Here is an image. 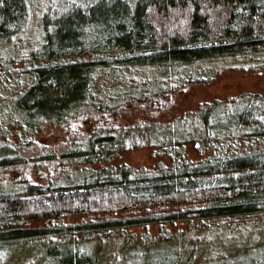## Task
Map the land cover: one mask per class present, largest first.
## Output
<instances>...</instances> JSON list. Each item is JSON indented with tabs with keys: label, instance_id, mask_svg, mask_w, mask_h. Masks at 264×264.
<instances>
[{
	"label": "trees",
	"instance_id": "trees-1",
	"mask_svg": "<svg viewBox=\"0 0 264 264\" xmlns=\"http://www.w3.org/2000/svg\"><path fill=\"white\" fill-rule=\"evenodd\" d=\"M51 6L40 17L41 37L30 42V1L0 0V166L27 163L24 148L34 144L13 140L2 130L7 122L66 139L32 158L52 173L49 184L23 179L19 190L0 192V248L38 245L11 264H42L44 257L49 264H101L82 249L89 239L157 221H188L183 238L196 237L197 250L204 238H229L264 218L263 91L205 100L165 121L118 119L140 104L170 105L233 59L252 70L264 66V0H67L57 12ZM15 81L18 90L7 93ZM84 114L95 122L89 135L76 125ZM141 148L157 159L153 168L91 167ZM76 167L85 171L80 179L61 177ZM76 215L89 218L65 223ZM36 220L46 224L32 225ZM175 254L155 261L192 264Z\"/></svg>",
	"mask_w": 264,
	"mask_h": 264
},
{
	"label": "rangeland",
	"instance_id": "rangeland-1",
	"mask_svg": "<svg viewBox=\"0 0 264 264\" xmlns=\"http://www.w3.org/2000/svg\"><path fill=\"white\" fill-rule=\"evenodd\" d=\"M29 1L31 11L27 18L26 33L30 42H36L41 37L40 17L50 10L51 5H54L56 12L60 5L66 8L67 0ZM26 48L30 47L27 46ZM229 62L230 67L223 70L213 80L189 85L182 93L174 95L175 97L170 105L157 110L151 105L140 104L138 108L130 112H124L125 114L121 118L119 116V121L127 123L139 118L165 121L174 118L184 111L194 109L199 102L205 100H212L216 97L225 98L244 92H264V66L259 65L252 70L243 60L233 59ZM22 65L23 62H19L17 68L22 67ZM244 65L247 67L245 66L242 69L232 68L233 66L241 67ZM5 83L3 82V84ZM17 84V81L13 82L12 86L6 84L7 93H14L18 88ZM76 125L82 134L89 135L95 122L92 120V117L84 114L77 119ZM2 128V130L5 129L10 134L13 140H15L16 136H21L24 143H26V138H29L33 140L34 144L30 146L26 145L24 152L23 148L21 150L24 157H26L27 163H22L11 168L0 166V192L19 190L27 183L22 181L23 179L42 185L49 184L53 180L52 173L42 165L32 163V158L52 153L50 150L56 145L58 140L65 143L66 139L62 133L56 132V139H51L50 137L45 142H40L39 139L54 130H37L36 128L27 130L26 127H20L19 124H10L8 122L5 126L3 124ZM15 142H18V140L16 139ZM156 161L157 159L151 156L148 148H141L130 150L116 161L105 164L99 163L91 165V167L98 168L126 163L135 168L145 167L151 169L155 166ZM40 169L45 170L47 176ZM84 172L81 168L72 169L70 172H63L61 177H66V181H76L83 176ZM62 181L63 179L58 183H62ZM117 216L121 217L123 215L118 213ZM88 218L89 216L86 215H76L66 218L65 223L83 222L87 221ZM44 224L46 223L43 220H36L32 225L44 226ZM189 224L188 221H177L175 224L166 222L161 225L157 221L124 227L122 235H113L110 238H103L102 240L98 238L89 239L88 242L84 243L85 245L83 244L84 246L82 245V249L87 253L97 255L101 264H158L155 261V257L158 256L160 258L161 256L162 259H168L167 257L171 253L174 255L176 252L178 254L175 255L178 259L183 260V262L186 260V263L191 260L192 264H264V218L250 219L241 226L238 234L230 235L228 236L229 238L221 240H215L210 237L204 238L203 241H198L197 250L193 249V242L191 240L193 238L196 239V237L186 238V236L183 238V234L189 229ZM113 234L115 233L113 232ZM36 246H38L36 243H27V245L19 242L4 244L0 248V264H11L19 261L23 255L35 251ZM26 262L24 261L23 264H27ZM41 263L49 264L48 257L42 258Z\"/></svg>",
	"mask_w": 264,
	"mask_h": 264
},
{
	"label": "water",
	"instance_id": "water-1",
	"mask_svg": "<svg viewBox=\"0 0 264 264\" xmlns=\"http://www.w3.org/2000/svg\"><path fill=\"white\" fill-rule=\"evenodd\" d=\"M54 133H55V132L52 131L51 133L47 134L45 137L39 139V141H40V142H45V140L48 139V138L50 137V135H51V134H54ZM40 170H41V169H40ZM41 171H43V172H44V175L47 176V172H46L45 170H41Z\"/></svg>",
	"mask_w": 264,
	"mask_h": 264
},
{
	"label": "flooded vegetation",
	"instance_id": "flooded-vegetation-1",
	"mask_svg": "<svg viewBox=\"0 0 264 264\" xmlns=\"http://www.w3.org/2000/svg\"><path fill=\"white\" fill-rule=\"evenodd\" d=\"M48 139H50V137Z\"/></svg>",
	"mask_w": 264,
	"mask_h": 264
}]
</instances>
